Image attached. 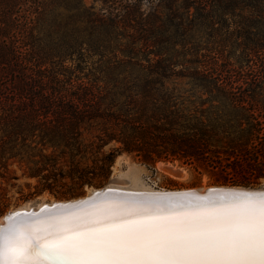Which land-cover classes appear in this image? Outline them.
Instances as JSON below:
<instances>
[{"label": "trees", "instance_id": "obj_1", "mask_svg": "<svg viewBox=\"0 0 264 264\" xmlns=\"http://www.w3.org/2000/svg\"><path fill=\"white\" fill-rule=\"evenodd\" d=\"M101 1L93 12L82 0H0V215L14 162L37 179L34 194L64 177L58 156L79 189L93 185L76 160L91 153L83 134L93 128L100 144H119L99 179L124 152L190 166L216 185H257L264 0ZM182 80L199 108L181 107Z\"/></svg>", "mask_w": 264, "mask_h": 264}, {"label": "snow or ice", "instance_id": "obj_2", "mask_svg": "<svg viewBox=\"0 0 264 264\" xmlns=\"http://www.w3.org/2000/svg\"><path fill=\"white\" fill-rule=\"evenodd\" d=\"M94 207L115 211L94 227L71 223L75 217L13 214L0 227V264H51L65 256L78 264H264V191Z\"/></svg>", "mask_w": 264, "mask_h": 264}, {"label": "rangeland", "instance_id": "obj_3", "mask_svg": "<svg viewBox=\"0 0 264 264\" xmlns=\"http://www.w3.org/2000/svg\"><path fill=\"white\" fill-rule=\"evenodd\" d=\"M82 2L85 7L91 6L90 11L93 12H100L105 8V5L101 0H82ZM146 6L147 3L145 1H142V7L146 8ZM178 87L179 94L181 95V107H183V109H185L186 111H192L195 108H199V93H197L196 91H189L190 86L188 84H185L184 80L180 81ZM98 133L99 130L97 128L89 129L84 132L83 135L85 139L87 140V142L91 143V153H87L82 158L77 157L76 159L80 161V166L84 167L85 175L93 185H85L82 189H79L78 186L72 183L67 177V170L69 168L67 156L64 158L58 156L57 162L58 165H60V171L57 172L63 174L64 177L61 178L57 174L58 182L52 188L51 192L48 190H44L38 194H34L33 192L36 190V188L40 187L37 179L27 177L25 174H23V166L14 162L9 166L8 175L15 176L16 178L10 179L7 182L2 181L1 183V191L6 193L9 201V206L7 210L0 215V218L6 212L26 205L33 207L39 203L65 201L80 198L85 196L89 190L103 188L110 185L113 181H115V183L116 181H125L127 184H124L123 186L133 189H179L202 187L206 188L211 185L216 186V184L212 183V179L208 174L203 173L201 175H198L190 166L181 165L176 161H158L159 163L156 162L157 164L155 163L153 166H151L140 162V160L133 154H127L124 152H121L115 156L112 165L110 166V171L108 172L107 178L105 180L99 179L98 176L100 172V166H103L102 156L105 155L111 148L116 147L119 144L115 140H110L106 144H100V141L96 137ZM160 163L163 164L161 165ZM173 167L176 169L175 171H177V178H173L170 175H167V169ZM178 168L180 169V171ZM182 170L184 171V174L186 171L185 175H182ZM258 182L259 183L257 185L246 187L264 186V178H261ZM11 184L13 185L11 186ZM72 192L78 193L69 195Z\"/></svg>", "mask_w": 264, "mask_h": 264}, {"label": "bare ground", "instance_id": "obj_4", "mask_svg": "<svg viewBox=\"0 0 264 264\" xmlns=\"http://www.w3.org/2000/svg\"><path fill=\"white\" fill-rule=\"evenodd\" d=\"M160 164L162 165L163 163ZM167 170H168L167 175H170L173 178H177L176 177L177 171H175L176 169L174 167ZM183 174L184 171L182 175ZM111 184L104 187L106 192L103 193V195L100 196L95 195L92 197L91 200L76 206H69V207L61 206L69 203H66L65 201H52L48 203H39L33 207L26 205L11 211H23V214L21 215L25 216L27 219L30 220H43L50 216H56V217L68 216L70 218L75 217L76 219L70 220L71 223L79 224L81 226L94 227L96 226L98 222V218L100 216L109 214L111 211H115L114 209H108L104 207L101 208L94 207L96 205H103L106 200H110L117 203L128 202L131 204H138V205L151 201V202H160L167 205L168 202H177V203H187L189 201L213 202V201H219L221 197H225L230 194H241V193L251 194L254 197H258V194L261 192V191L249 190L247 188H245L247 192L232 191V190L216 192L213 189L214 185L208 186L206 188L202 187V188H179V189L177 188L176 189H166V188H141V189L134 188L133 189V188L124 187L123 185L127 184L125 181H116V183L115 181H113ZM207 189L208 191L203 195V193ZM237 189H241V187H237ZM94 190L95 189L89 190L87 192V195L93 194L92 192ZM260 190L264 191V187H261ZM86 214H90V215H86ZM2 225H3V219L1 217L0 227H2ZM51 264H78V262L72 259L71 257L65 256V257H57L54 261L51 262Z\"/></svg>", "mask_w": 264, "mask_h": 264}, {"label": "water", "instance_id": "obj_5", "mask_svg": "<svg viewBox=\"0 0 264 264\" xmlns=\"http://www.w3.org/2000/svg\"><path fill=\"white\" fill-rule=\"evenodd\" d=\"M237 187H241V189H237ZM261 187H264V186H261ZM261 187H245V186H234V185H216L214 186V190L217 192V191H226V190H229V191H243V192H247V190H245V188L249 189V190H253V191H263V190H260ZM208 191V189L203 193V195ZM252 191V192H253ZM106 190L105 188H98V189H95L92 193L93 194H89V195H85L83 197H80V198H76V199H71V200H65L66 203H69V204H66V205H61V206H66V207H69V206H76V205H79L81 203H84L86 201H89L92 199L93 196L97 195V196H100V195H103V193H105ZM13 214H23V211H8L6 212L4 215H2V219H3V225L2 226H5L7 223H8V218L11 217Z\"/></svg>", "mask_w": 264, "mask_h": 264}]
</instances>
